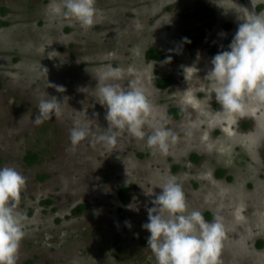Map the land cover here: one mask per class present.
I'll return each instance as SVG.
<instances>
[{"label":"rangeland","instance_id":"obj_1","mask_svg":"<svg viewBox=\"0 0 264 264\" xmlns=\"http://www.w3.org/2000/svg\"><path fill=\"white\" fill-rule=\"evenodd\" d=\"M62 6L0 0V167L26 177L18 264H156L142 225L158 186L173 175L188 211L222 218V264H264V106L249 99L244 116L229 115L209 95L206 78L239 15L264 13V0H96L100 13L88 29L64 16ZM154 49L167 61L148 58ZM108 65L121 70L119 81L99 80ZM41 66L63 93L49 87ZM167 77L170 84L160 87ZM106 82L135 84L152 100L145 138L124 130L115 146L93 145L90 136L70 150L73 127L96 134L108 127L98 95ZM45 92L63 102V112L37 126ZM165 122L178 135L166 156L147 145V135ZM28 152L38 155L32 164Z\"/></svg>","mask_w":264,"mask_h":264},{"label":"clouds","instance_id":"obj_2","mask_svg":"<svg viewBox=\"0 0 264 264\" xmlns=\"http://www.w3.org/2000/svg\"><path fill=\"white\" fill-rule=\"evenodd\" d=\"M99 13L96 0H63L62 14L76 20L85 29L94 26ZM238 19L242 22L227 48L211 58L206 78L207 91L222 110L229 115L244 116L249 99L264 106V13L246 10V14H240ZM183 40L190 43L187 37ZM41 71L49 87L61 93L65 91L64 86L48 82L47 68L41 66ZM121 78V70L108 65L99 80L119 81ZM98 95L100 104L107 109L108 127L99 134L89 127H73L70 150L75 151L90 136L93 145L115 146L118 135L124 130L136 138H145L144 125L153 102L141 87L133 84L125 88L119 83L106 82L98 87ZM62 105L56 96L45 92L33 123L40 126L53 116L58 119L63 112ZM177 140L178 135L166 126V122L147 135V145L164 156L169 154L170 147ZM25 185L26 177L17 169L0 167V264H18L28 220L18 207ZM158 187L162 190L158 194H154L153 189L149 193L155 198L151 201L152 206L147 207L148 222L142 225L150 233L147 247L151 249L156 264H222L220 257L226 237L222 218L216 215L208 221L201 210L188 211L183 185L177 176H170ZM129 207L135 208V205ZM126 224L131 227L130 223Z\"/></svg>","mask_w":264,"mask_h":264},{"label":"trees","instance_id":"obj_3","mask_svg":"<svg viewBox=\"0 0 264 264\" xmlns=\"http://www.w3.org/2000/svg\"><path fill=\"white\" fill-rule=\"evenodd\" d=\"M2 24H4V22L0 21V26ZM189 40H190V43H188V44H192L194 42V38L193 37L189 38ZM218 51H220V50H216V51H214V53L216 54ZM146 56L148 58H150V59H154V60H157V61H159V60L167 61V59L165 58V53L163 51L157 50V49H154V50L150 51L149 54L146 55ZM170 82H171V79L169 77H167V78H164L163 80L161 79V83L158 84V85L160 87L164 88V87H167L170 84ZM171 112L175 116H180L181 115V112L179 110L175 109V108L171 109ZM37 158H38L37 153L28 152L26 154V156H25V160H26V162L28 164L34 163L37 160ZM221 174H222V172L219 173L218 175H221ZM128 191H129V189L127 187H125V186L119 188V197H120L122 203L127 201V199H128ZM80 208H82V207H80Z\"/></svg>","mask_w":264,"mask_h":264}]
</instances>
